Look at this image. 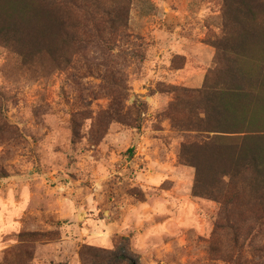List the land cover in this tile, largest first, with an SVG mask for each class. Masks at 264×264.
Returning a JSON list of instances; mask_svg holds the SVG:
<instances>
[{"label": "rangeland", "instance_id": "obj_1", "mask_svg": "<svg viewBox=\"0 0 264 264\" xmlns=\"http://www.w3.org/2000/svg\"><path fill=\"white\" fill-rule=\"evenodd\" d=\"M106 1L128 4L115 35L62 15L44 32L0 2V264H234L178 158L194 115L169 111L216 67L223 0Z\"/></svg>", "mask_w": 264, "mask_h": 264}, {"label": "trees", "instance_id": "obj_2", "mask_svg": "<svg viewBox=\"0 0 264 264\" xmlns=\"http://www.w3.org/2000/svg\"><path fill=\"white\" fill-rule=\"evenodd\" d=\"M0 2L4 9L29 19L34 14L43 16L38 26L44 32L55 28L61 15L72 18V26L83 36L91 30L115 35L120 22V28L126 27V3L120 6L106 0H40V5L34 0ZM223 4L219 38L209 41L217 48L216 67L208 72L199 88L174 87L176 98L169 111L194 115V121L178 124L189 133L178 158L195 168L193 195L220 204L217 227L221 233L229 230L233 234L232 261L251 264L248 254L258 258L256 264H264V0H223ZM11 32H19V26L10 25L7 34ZM41 235L28 232L21 237L30 242ZM81 255L97 263L101 252L83 247ZM121 259L126 264H138L126 255Z\"/></svg>", "mask_w": 264, "mask_h": 264}]
</instances>
